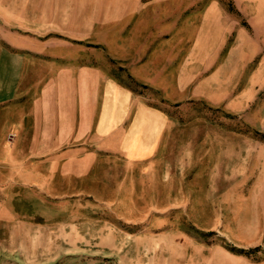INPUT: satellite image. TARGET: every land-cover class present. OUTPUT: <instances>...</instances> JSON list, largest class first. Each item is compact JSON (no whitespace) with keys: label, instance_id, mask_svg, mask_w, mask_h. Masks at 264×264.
Listing matches in <instances>:
<instances>
[{"label":"crops","instance_id":"0c3cea01","mask_svg":"<svg viewBox=\"0 0 264 264\" xmlns=\"http://www.w3.org/2000/svg\"><path fill=\"white\" fill-rule=\"evenodd\" d=\"M233 1L243 13L253 3ZM256 12L263 20L264 7ZM135 56L129 73L161 90L160 107L124 83ZM260 98L264 41L251 40L221 0H0L1 209L12 216L16 190L40 179L27 167L35 160H62L72 146L84 162L82 149L99 145L145 161L168 146L174 124L163 107L202 102L240 114ZM179 250L165 264L189 263Z\"/></svg>","mask_w":264,"mask_h":264},{"label":"rangeland","instance_id":"374dc122","mask_svg":"<svg viewBox=\"0 0 264 264\" xmlns=\"http://www.w3.org/2000/svg\"><path fill=\"white\" fill-rule=\"evenodd\" d=\"M221 1L251 40L264 41L256 12L264 0L247 13ZM191 5L202 12L211 4ZM137 56L124 83L160 107L161 90L129 73ZM163 108L174 124L168 146L145 161L95 145L82 149L84 162L69 146L62 160L27 164L41 177L25 194L16 190L12 216L0 205V264H165L181 248L190 255L184 264H264V98L240 114L202 102Z\"/></svg>","mask_w":264,"mask_h":264}]
</instances>
